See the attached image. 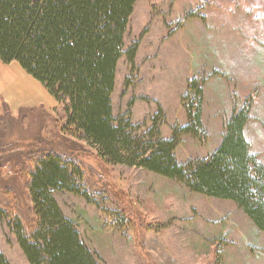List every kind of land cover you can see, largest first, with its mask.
<instances>
[{"label":"rangeland","instance_id":"rangeland-1","mask_svg":"<svg viewBox=\"0 0 264 264\" xmlns=\"http://www.w3.org/2000/svg\"><path fill=\"white\" fill-rule=\"evenodd\" d=\"M137 42L133 64L122 56L116 66V122L128 120L142 134L155 118L160 136L170 138L187 123L194 95L188 88L196 80L202 128L182 136L177 162L209 157L233 111L250 105L244 135L264 165V0H137L123 51ZM10 65L0 60V90L9 85L7 98L0 95V253L8 264H29L10 216L18 211L27 224L33 220L20 173L28 164L26 146L41 138L71 152L83 172L76 190L94 204L63 190L52 196L98 264H264V233L236 204L137 166L104 163L91 144L61 133L63 106ZM45 94L56 102L51 110L20 106Z\"/></svg>","mask_w":264,"mask_h":264},{"label":"trees","instance_id":"trees-1","mask_svg":"<svg viewBox=\"0 0 264 264\" xmlns=\"http://www.w3.org/2000/svg\"><path fill=\"white\" fill-rule=\"evenodd\" d=\"M136 1L0 0V60L16 62L40 82L63 106L61 133L91 144L104 163L137 166L192 192L231 201L264 233V165L244 135L250 105L233 111L209 157L185 164L177 162L174 151L182 136H197L202 128L203 93L196 80L188 88L194 95L187 123L174 128L168 139L160 136L155 118L142 134L128 120L114 119L111 94L117 63L127 56L133 64L139 45L123 51ZM41 139L26 146L29 165L20 173L33 220L27 224L11 208V232L29 264H98L52 196L63 190L94 204L88 194L76 190L83 172L71 152ZM0 264H8L1 253Z\"/></svg>","mask_w":264,"mask_h":264},{"label":"crops","instance_id":"crops-1","mask_svg":"<svg viewBox=\"0 0 264 264\" xmlns=\"http://www.w3.org/2000/svg\"><path fill=\"white\" fill-rule=\"evenodd\" d=\"M10 67H12L14 69V71H16L18 74L19 73H24L22 72V70L20 69L19 65L17 63H11ZM28 79V76H25ZM1 82V79H0ZM36 84V83H35ZM38 85V84H36ZM42 89V88H41ZM9 90V85L3 86L2 89L0 90V95H3L5 98L6 97V92ZM21 97V96H19ZM47 95L45 94L43 96V100H32L30 98H28V100L26 102H22L20 103V106H38V105H44L47 109L51 110L54 106H56V102L51 98H46ZM31 101L32 103H27ZM27 103V104H26Z\"/></svg>","mask_w":264,"mask_h":264}]
</instances>
